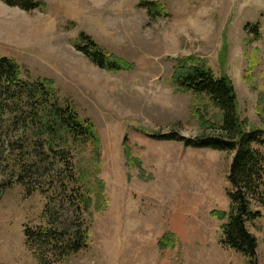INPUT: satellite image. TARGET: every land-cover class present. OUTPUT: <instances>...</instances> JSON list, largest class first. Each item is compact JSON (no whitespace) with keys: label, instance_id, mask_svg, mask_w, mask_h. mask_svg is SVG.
I'll return each instance as SVG.
<instances>
[{"label":"rangeland","instance_id":"1","mask_svg":"<svg viewBox=\"0 0 264 264\" xmlns=\"http://www.w3.org/2000/svg\"><path fill=\"white\" fill-rule=\"evenodd\" d=\"M42 1L44 10L26 11L0 0V56L14 57L25 79H53L62 99L95 124L109 198L106 210L88 217V247L55 264H250L222 245L223 222L212 215L230 210L233 154L154 135L201 132L195 95L175 92L169 81L183 55L227 74L242 119L264 128V0H153L168 16H152L143 0ZM82 33L135 68L115 73L91 62L75 46ZM212 114L220 122L217 108ZM13 170L2 160L0 264H41L25 230L48 226L46 198L10 183ZM252 207L263 215L248 227L264 264V206ZM166 234L175 245L163 249Z\"/></svg>","mask_w":264,"mask_h":264},{"label":"trees","instance_id":"2","mask_svg":"<svg viewBox=\"0 0 264 264\" xmlns=\"http://www.w3.org/2000/svg\"><path fill=\"white\" fill-rule=\"evenodd\" d=\"M1 1L26 11L46 7L42 0ZM140 5L152 16L169 15L162 2L143 0ZM257 32L253 27L251 33ZM75 46L108 71L135 68V63L106 51L85 33ZM173 61L169 81L175 92L195 95L192 112L201 132L186 137L172 130L154 137L233 154L230 210H214L212 215L223 222L222 245L243 254L250 264H258V239L248 224L263 216L252 205L264 206V128H250L242 119L236 89L227 74L218 77L206 60L196 55ZM213 108L219 110L220 122L213 120ZM101 151L102 139L95 124L62 99L53 79H25L14 57L0 56V164L2 160L13 163L10 183H21L26 194L39 191L46 198L48 226L25 230L26 244L41 264L58 263L88 247V217L93 211L106 210L109 204L105 181L99 176ZM130 160L141 169L138 160ZM174 245L168 234L161 238L163 249Z\"/></svg>","mask_w":264,"mask_h":264}]
</instances>
